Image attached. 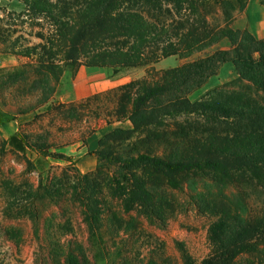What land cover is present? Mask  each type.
Wrapping results in <instances>:
<instances>
[{"label": "rangeland", "instance_id": "rangeland-1", "mask_svg": "<svg viewBox=\"0 0 264 264\" xmlns=\"http://www.w3.org/2000/svg\"><path fill=\"white\" fill-rule=\"evenodd\" d=\"M188 14L183 10L174 18L170 15L167 24L181 17L193 22L195 16ZM52 30L50 21L28 11L24 0H0V264H67L69 248L78 254V264H184V253L199 263L212 252L208 231L215 219L202 196L222 201L225 195H243L253 215L264 214V184L253 180L248 171L232 174L235 181L209 169L186 172L179 176L178 187L147 174L159 215L147 217L141 208L126 212L118 200L106 195L107 203L100 206V222L91 231L82 214L83 206L72 196L70 183L81 174L96 172L101 148L112 152L113 160L141 152L170 158L198 144L177 137L181 135L179 123L189 120L202 128L229 129V119L213 122L201 114H182L165 117L158 126L142 127L101 147L106 133L133 128L129 120L132 102L126 98L130 83H161L167 69L225 45L221 40L188 56L175 54L138 66L99 68L81 64L76 70L67 68L57 81L51 77L53 91L45 99L38 72L42 71V57L46 58L41 35L48 36ZM82 65L90 72L75 81ZM236 78L235 68L224 65L187 96L192 101L228 96L240 90L241 85L234 83ZM82 94L85 96L80 97ZM254 98L263 101L261 93ZM38 146H47L50 154ZM107 155L102 162H112ZM114 165L108 168L117 167ZM61 179L66 182L57 184ZM10 182L20 188L15 208L27 212L16 214L14 207L8 208L9 199H13L7 194ZM40 183L60 186L66 194L47 199L28 196L31 186L37 188ZM250 259L252 256L245 252L234 264H249Z\"/></svg>", "mask_w": 264, "mask_h": 264}, {"label": "trees", "instance_id": "trees-1", "mask_svg": "<svg viewBox=\"0 0 264 264\" xmlns=\"http://www.w3.org/2000/svg\"><path fill=\"white\" fill-rule=\"evenodd\" d=\"M24 2L28 11L46 18L53 27L48 36L41 35L44 40L41 50L46 58L42 57V71L38 72L45 99L53 91L51 77L57 81L67 68L76 70L81 64L99 68L138 66L175 54L188 56L224 38L230 44L227 49L218 48L204 57L167 69L161 83L148 84L145 80L130 83L134 96L128 89L126 98L132 102L129 120L133 128H116L106 133L100 140L101 147L109 140L120 139L142 127L158 126L165 117L182 114H201L213 122L229 119V129L202 128L189 120L186 124L179 123L181 135L177 137L190 138L188 141H198V144L170 158L141 152L113 160L112 152L101 148L96 172L81 174L70 183L72 196L83 206L82 214L91 231L100 222L103 213L100 206L107 203L106 195L118 200L126 212L141 208L147 217L159 215L158 201L148 189L147 174L163 179L165 185L178 187L179 176L186 172L209 169L223 178H231L232 174L248 171L253 180L264 184V38L258 39L247 29L230 25L212 27L199 0ZM183 10L195 16L193 22L181 17L167 24L170 15L174 18L175 13L181 14ZM25 52L30 55L29 50ZM227 63L236 70L234 83L241 85L240 90L204 100L192 101L187 96ZM260 93L262 102L254 98ZM36 148L50 154L47 146ZM104 154H108L112 162H102ZM113 163L117 167L109 169ZM59 182L66 180L61 179L57 184ZM53 186L43 183L37 188L31 186L28 196L34 199L65 196L60 186ZM7 188L8 196L13 198L9 199L8 208L14 207L16 214L27 212L15 208L19 204V185L10 182ZM225 196L222 201L218 197L210 200L202 196L206 209L215 214L208 231L213 249L199 263L184 253V264H234L245 252L252 256L249 264H264V214L253 215L243 195ZM78 257L74 249L69 248L66 263L78 264Z\"/></svg>", "mask_w": 264, "mask_h": 264}, {"label": "crops", "instance_id": "crops-1", "mask_svg": "<svg viewBox=\"0 0 264 264\" xmlns=\"http://www.w3.org/2000/svg\"><path fill=\"white\" fill-rule=\"evenodd\" d=\"M200 3L207 11L209 22L214 27L230 25L236 29H247L258 39L264 38V0H200ZM222 43L225 45L223 48L230 47L227 38L222 39ZM89 72L88 67L82 65L77 70L74 80L82 78ZM82 96L85 95H80Z\"/></svg>", "mask_w": 264, "mask_h": 264}]
</instances>
